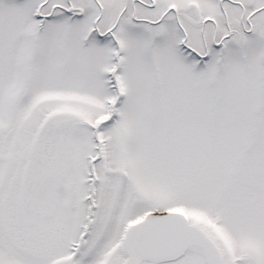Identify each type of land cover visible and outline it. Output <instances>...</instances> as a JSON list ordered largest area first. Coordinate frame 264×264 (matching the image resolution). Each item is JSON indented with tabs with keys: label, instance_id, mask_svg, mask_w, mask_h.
<instances>
[{
	"label": "snow or ice",
	"instance_id": "obj_1",
	"mask_svg": "<svg viewBox=\"0 0 264 264\" xmlns=\"http://www.w3.org/2000/svg\"><path fill=\"white\" fill-rule=\"evenodd\" d=\"M0 264H264V0H0Z\"/></svg>",
	"mask_w": 264,
	"mask_h": 264
}]
</instances>
